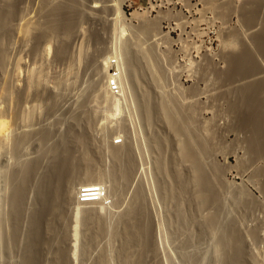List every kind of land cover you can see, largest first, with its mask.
I'll return each mask as SVG.
<instances>
[{
  "label": "bare ground",
  "instance_id": "1",
  "mask_svg": "<svg viewBox=\"0 0 264 264\" xmlns=\"http://www.w3.org/2000/svg\"><path fill=\"white\" fill-rule=\"evenodd\" d=\"M65 1L67 2V0H65ZM83 1H86V0H75V1L73 0V2L75 4L79 3V5L82 4ZM240 1H242L243 2L242 4H244L245 2L247 3L248 0H240ZM207 2L211 7L213 6L212 8H215V9L217 8V12L219 11L222 14H224V12H226V11L228 12V10L230 11V10L234 9L237 11V9H239V12L241 11L240 16H242V19H241L242 24H247V23L251 24L252 20L256 18L255 16L261 14V13H257L256 9L258 7L255 8L256 6L251 8V9H248L247 6H245V5H239V6L235 5L234 4L235 2H233L232 0L227 1V2H224V0L223 1L208 0ZM19 3H22V0H0V29L3 27L5 29H7L6 27H8V25L6 26V24L10 20H12L13 18L19 17V13H20L19 7H18ZM39 3H40V0H39ZM44 3H45V1H44ZM84 3H86V2H84ZM69 4H71V3H69ZM45 5H46V3H45ZM263 5H264V1H263ZM65 6L66 5H64V8H63V5L59 4V5L51 8V9H49V12L47 13L48 16H50V15L52 16L53 15L52 13H55L56 15L58 12L63 13L64 10H67L65 8ZM70 6L72 7L74 5H70ZM104 6H105V4H104ZM66 7H68V6H66ZM236 7H239V8L236 9ZM39 8H41V6ZM39 8H38V10H39ZM80 8H81V6H80ZM111 8H109V9H111ZM260 8L261 7H259L258 10H260ZM102 10H103V8H102ZM43 12H47V11H43ZM66 12H69V11L67 10ZM60 13H58V14H60ZM262 13H263V11H262ZM43 15H44V13H43ZM64 15H66V14H64ZM27 16H29V15H27ZM68 16H70V15H68ZM262 16H263V18L261 19V21L263 20V22H261L260 30L254 32L252 34L250 33L249 35H247L248 33L246 34L248 37V40L251 42L250 43L251 47L247 44V41L243 40V37H241L242 36V35H240L241 31L239 32L238 30H236L235 32H232L228 35V38H227L228 41H227V43L224 42L225 43L224 45L227 44L226 46H228L229 48H231V47L234 48L235 53L232 56H228V55L226 56L225 55L226 56L225 61L229 60L232 63V66L230 65L231 66L230 69L228 71L224 72V74H223V76L225 75V79L222 78V79L226 80L228 82V84L227 85L225 84L227 87H225V86L222 87V90L218 88L219 90H221L220 92H218L219 90L216 91V93L217 92L220 93V94H218V96L216 95L217 97H220V99H221V96L225 99L226 98L228 99V96L232 95V99L230 98L231 100H229L227 103V110L225 112V113H228L230 116V117L229 116L228 117L231 118L230 127L232 129L236 130V132L238 131L239 133H242L244 135V141L243 142L245 143L246 151H247L248 155L250 156V159L256 158V159H260V160L262 158H264V15H262ZM21 17H22V15H21ZM25 17L23 16V18H25ZM60 17H61V15H60ZM50 18L48 17V20L43 21L42 23L39 22L36 24L33 21H32L33 24H31L32 22L30 21L31 22L30 25L32 28L30 26L26 27L27 25L24 26L22 23L21 27L23 25V27H26L27 30L25 28L20 29L19 28L20 26H17L16 24L15 25L17 27L14 29L22 31V34H24L26 36V33L28 35H29V33H32L29 31L30 28H31V31L34 28L37 32L35 30H33L36 32V36L33 35V37H35L33 39H35L34 42L36 41L37 44L39 43V41H41L42 39H44L47 36H51V37L58 39L59 44H57V46H55L54 51H53V48H51L52 45L50 46V41L46 42L43 45L44 47L42 46L43 47L42 50H43V54H45V53L47 54L52 49V51L54 53L53 54L54 57L56 58V60L60 61V60L65 59V55L67 54L66 52L68 50L66 48H68V47H66V42H67V39L69 38V36L71 35L74 27L76 26V20L73 18L72 21L68 20V22H66L65 21V20H67L66 19L67 17H66L64 19L58 18L60 21L57 20L58 21L57 22V21H55L56 19L52 20ZM69 18L71 19V17H69ZM61 19L64 22H62ZM257 19H258V16H257ZM13 20H15V19H13ZM18 24H19V22H18ZM10 25H12V24H10ZM10 25H9V27H10ZM154 25L153 24L150 25V23L148 25H146V24L140 25V27L138 29H136L137 31H136L135 36L138 35V37H140V36L145 37L147 35L149 36L150 34L152 35L153 30H154ZM11 27H13V26H11ZM121 27L118 30L117 26H116L114 28L113 33H115L117 35L121 34L125 30L124 26L122 28ZM240 28H241V26H240ZM8 30H10V32H11V28H9ZM116 30H117V33H116ZM118 31H119V34H118ZM111 32H112V30H111ZM2 33H4V32H2ZM13 34H14V32H13ZM13 34H11V35H13ZM11 35H9V32L4 33L3 35L0 34V100H3V99L5 100V99H8L9 97L10 98L13 97L12 99H14L15 100L14 102H16L17 103L16 105H18L19 101L20 102L23 101V97L24 98L26 97V96L22 97V95H26V94H24L25 90L23 91V89H22L23 93L21 91V94H22L21 95L19 93L20 88L19 89L16 88V87H18L19 84L18 85L15 84L14 90H12V91L7 86V84H6V71H5L6 70L5 68H7V67H5L7 57H6V53H5L6 51L3 50V47H2V46H5L4 45L5 43L3 44V41L5 39L7 41V38L10 37ZM135 36H134V38H135ZM4 37H6V38L4 39ZM11 37H13V36H11ZM20 38H21V36H20ZM93 38H94L95 43L98 44V40H99L98 35H94ZM33 39L31 38V40H33ZM118 39H120V36ZM244 39H246V36ZM25 40H27V38ZM31 40H29V41H31ZM99 42H100V40H99ZM114 42H117V41H114ZM123 42L124 43H122V45H120L119 54L118 55L116 54V56H115L116 59H119V60H116L115 58H111L110 62L108 61L110 64L111 70H110V74H107V76L104 77L103 75H105V74H103V72H102L106 63L104 65L98 63L96 61L95 57H93L91 59L89 58V60L85 62L84 68L88 67L87 70H89L90 73L88 74L89 76L87 75L88 78L86 77L87 80L85 78H84V80H82L85 84V88L82 87L83 88L82 90L79 88L78 95L76 93L77 96H75V97H77V98L76 99L74 98L75 100L73 101L74 102L73 103L74 108H73V106L69 105V107L71 106L70 108H67V110L65 109L66 111H64V112H60L59 106L61 104H59V102H61L64 97L62 98V95H61V97L59 96L58 97L59 99L56 100L54 98L55 96L48 95L47 97H45V99L43 98L44 101L42 100L43 103L44 102H50V104L47 103V105H49L48 107H46L47 105L45 106L46 107L45 108L46 114L44 116V118H45L44 120H47V119L51 120V117H52V121L48 120L46 122H42V124H39V125L37 123L38 126L35 127L36 126L35 124H34V126H29V125H31V124H28L29 120H30L29 115L26 114V116H24V115L18 116L16 114L17 117H16V115H14L15 118H17V120L15 121L16 124H17V121L19 120V117L21 116L22 120H20V122H21L20 124H22V122H23L24 124L26 123L25 124L26 126L27 125L28 126L26 128H23L21 130V132H19V133L17 131V134L16 133H15L16 135L14 134L15 138L12 137L13 138L12 148L13 149H12L10 156H11V158L14 159V162H15L14 167L12 169L8 170V172L3 170V171H5L3 173L1 172V169H0V172L2 173V176H0V178L2 180H4L6 177L5 182L7 181V183H8V186L6 188H8L7 190H9V194H8L9 196L7 195L8 201H6V202H8L7 204L9 205L7 216L5 217L2 214L3 212L0 211V264H62V263H64V261H68L69 256H70V252L72 250L70 251L71 247L69 248L68 246H70V245L67 246L66 243L69 240L71 232L73 231L72 227H74V225L72 223V220H73L72 217L75 214H77L78 217L80 218L77 220L78 221L80 220V225L81 224H82V226L84 225L83 226L84 228H86L85 226H88V224H90V223H88V222H91L89 220H92V221L94 220V225L96 224V226H97V231H95V230L94 231L96 232V234L98 232L97 236H99V232H100V231H98L99 227H101V225H103V224H101V223H103L102 222L103 218H101L100 214L102 212H104L107 207H110L111 205H113L117 201V199H119V196H120L123 188L125 187V184H127L126 183L128 181L127 175H129L130 174L129 172L130 171L132 172V170L134 169V163L135 162L133 161L132 152H131L132 149L130 147V143L128 145V143H126L124 140L122 142H125V143H123L121 145H118L119 143L117 145H114L115 140L113 142L110 141V143H108L107 140H105V142L107 144L104 142L105 145L103 146V148L106 149V150L105 149L104 150L108 154L107 153H104V154H107L108 158L110 157L109 160H110L111 165L109 164V166H111V167L110 168L108 167L109 169H107V171L106 170L104 172L100 171V172H102L100 174L98 173V174L94 175V174L90 173L89 171H91V170L88 171L87 166L89 167L93 164L92 163L93 159L91 158L92 161L89 159L86 160V158L82 160L83 156L82 157L81 156L76 157L74 154L76 147L79 146L80 148L83 147L86 149L87 148L86 144L88 145V143L90 144V142L88 141V138H87L88 135H86L84 130L80 131L79 129H76L78 127H75L76 126L75 124L76 123L78 124L79 120L75 116L73 111L75 112L76 109L83 107V104L88 97L87 94L89 92L93 91L92 93L93 94L95 93L94 95L96 97L101 96V97H98V99L101 98V100H103V102L109 104L108 106H110V107H109L108 112L110 114V117H114V116L118 115L120 113V110H121V102H120L121 99H120V97H118V95H120L119 94L120 92H121V94L125 93L124 90L126 91L127 88L124 89L126 87V85H124V84H126V83L130 84L129 86L127 85V87L131 86L132 90L130 91V94L133 93V95H131V97L134 96L135 100L133 98L132 99H133V101L136 102L135 104H137V106H134V107L138 109L137 112L140 114L139 117L142 118V119L139 118V120L140 119H141V121L143 120V122H144L143 124L148 126L149 124L152 125L151 123H153V119L155 120L154 117H156V118L159 117L164 123V124H162V123L161 124L164 125V127H166V130H167L166 133L167 134L164 133V135H162V136L154 134L155 136L151 137L150 145L149 144L148 145H149V148L151 149L150 152L153 151L156 154V155H154L155 159L153 161V163H154L153 169L155 170L156 175H157L156 177H157L158 186H159L158 189H160V192H162L164 198H167L169 200H171V199L174 200V207H175L174 216L176 214L175 217H177L176 220L180 221L179 222V223H181L180 226L185 225L187 222V219L185 218L186 214L184 216V214L181 210V208H182L181 203L182 202L179 198L182 197L180 195H182L183 192L188 191L187 189H189L190 191H192L191 192L192 199H190V201H192V203L194 202L196 207L203 208V209L209 208V207L213 208V212L211 214L205 216V219L202 222L201 228L204 229V231H207L210 234L209 236H211V241L213 242V244L212 243H210V244L213 245V248H212L213 254L215 256V259L218 260L217 263L218 264H253L254 260L249 255L250 252L249 253L247 252L248 248L246 249V247H248V246L245 245V239L243 238L244 236L238 230L232 216L226 210L227 208L225 207V204L223 203V201L220 197V195H221L220 189H222V187H223V185L221 183V172H222V170H220L219 169L220 167L218 168V166L212 162V153L215 151V146H213V144H211V142H212L211 141L212 140L211 132L212 131L210 132L207 129V127L205 128L206 125L201 126V125H197L195 123V121H194L195 118L193 116L194 115L193 114L194 109L192 108V106H187V107L185 105L183 106L177 100V97L176 98L174 97V95L173 96L169 95L167 98V96L164 94L163 89L161 88V85H162V81L165 80V78H166V73H165V71H163V68L161 69V66L157 62L155 55H153L155 53H153V51H150V49L149 50L147 49V51L145 49L144 50L145 52H141V53H140L141 50H139L140 54L143 53V55L141 57L139 55V57H140L139 58V57H137L138 55H136L138 53L134 52L135 50H137L139 48L137 47V49H135L134 51H133L134 47L131 48L132 47L131 43H133V45H135L134 42L133 41L131 43H127L128 41L127 42L123 41ZM136 44H137V42H136ZM224 47H222V48H224ZM33 48H35V47H33ZM229 48H228V50H229ZM234 49H233V51H234ZM96 50H98V49H96ZM151 50H153V49L151 48ZM30 51H32V49ZM36 51H38V50H36ZM80 51H79V53H80ZM40 53H42V52H40ZM98 53L96 55L97 56L96 58L100 59L101 57H100V54H98ZM83 55H85V54H83ZM79 58H80V56H78L77 60H79ZM16 61H15L16 64H15V67L13 70V75H12V77L14 76V78H11V80L15 79V78L18 79V75L20 73L19 66H21V65L18 66V63L20 62V60L18 62H16ZM116 61H118L119 64ZM13 63H14V61H13ZM103 63H104V61H103ZM142 63L145 65V68H144L145 70L144 69L143 70L145 71V75L147 73V75L149 77L148 79L151 81V83H149V81H148V83L152 84L151 85L152 88H149V87L145 88V86H144L145 89L143 87H141L140 88L141 90L139 91L138 90L139 86H141L143 83L140 84V77H139L140 75L137 72L140 70L141 67L139 68V66H142ZM109 64H108V66H109ZM138 68H139V70H137ZM37 69L32 68V71H36V73L35 72L33 73L30 70L31 73H30V76L28 75V84H27V81H25L26 84H24V85L26 88L28 85L29 90H31V89L37 90V87L40 88V82L39 81H41V79H42V81H44L43 76H41V74L43 75L44 72H42L41 69H38L39 71L37 72ZM84 70H82V72ZM142 73H143V71H142ZM84 74L86 75V73H84ZM85 75H84V77H85ZM141 75H144V74H141ZM17 79L15 80L16 82L14 80L13 81L15 83L19 82V81H17ZM76 79H78V78H76ZM79 79H82V78L80 77ZM106 79L107 80H114L115 84L118 86V94L117 95H115V94H113V92H111L110 88L108 87L109 81H108V83H106L107 82V81L105 82ZM26 80H27V77H26ZM226 81H225V83H226ZM81 86H83V83ZM228 86H229V88H228ZM30 87H31V89H30ZM33 87H35V88H33ZM106 87H107V89H106ZM49 88H51V87H49ZM220 88H221V86H220ZM223 88L224 89L227 88V89L223 91ZM15 90H16V92H15ZM29 90H27L26 92H28ZM211 94H213V93H211ZM58 95H59V93H58ZM64 96H65V94H64ZM67 97H69V96H67ZM90 98H91V96H90ZM68 99L70 100V98H67V101H68ZM67 101H66V103H67ZM14 102L12 103L13 105H15ZM63 102H62V104H63ZM70 103H72V102H70ZM20 105H21V103H20ZM16 107L18 108V106H16ZM39 107H41V106H39ZM64 107L65 106H63L62 108H64ZM83 109H84V107H83ZM58 111L60 114H56V112L58 113ZM1 112H0V114H1ZM137 116H138V114H137ZM15 118H14V120H15ZM15 122H13V124H15ZM86 123L84 125L87 126ZM139 123L141 124L142 122H139ZM143 124H141V125H143ZM17 125H19V124H17ZM202 125H204V124H202ZM4 127H6V126H4ZM9 127H11V126H9ZM21 127H23V126H21ZM149 127H151V126H149ZM6 129H8V128H6ZM125 133H126V131H125ZM123 137L125 138V136H123ZM124 138H122V139H124ZM104 139H106V138H104ZM172 139L174 142L172 141ZM31 142H32V144L34 142L35 147H33L34 148L33 153L28 155L26 153V149L30 146L29 144H31ZM170 142L174 143V145L176 146V149L175 150L171 149V150H174L173 154L169 156L170 161L168 160L169 166H171V168H170L171 171L167 172V168L169 166H168V163H167V165L165 164V159H164V157H161V155H162L161 152H162V148L164 146L166 147V145L169 146ZM106 145H107V147H105ZM175 146L173 148H175ZM81 150H82V148H81ZM90 150L92 151V149H90ZM82 151H84V149ZM85 152H86V150H85ZM85 152H84V154H87ZM171 153H172V151H171ZM151 159H153V158H151ZM257 161L258 160H256V163H257ZM83 162H85V168H87V169H85L84 167L81 166ZM88 162L91 165L90 164L88 165ZM105 164H107V163H105ZM165 165L168 167L166 168ZM81 168H84L85 170L82 169L83 170L82 171ZM94 172H96V171H94ZM256 172L259 173V171H256ZM258 173H255V174L258 175ZM259 175H260V177L261 176L263 177V182L261 184V186H262L261 188L263 189L262 191L264 192V169L261 170V173ZM130 176H128V177H130ZM256 177L257 176H255V178ZM82 188H85L86 191H91L87 195H91L93 197L87 198V201L84 203H79V202H77V197L79 196ZM191 194H189V195H191ZM121 195H123V194H121ZM183 195H185V194H183ZM132 196H133L131 198L132 201L130 200L131 204L128 208V211L126 210L127 212H125V214H124V216H125L124 220L122 219V216H121L122 220L120 219L121 222L118 220V223L120 222V224L117 225L120 227V228L118 227L119 230L117 229L118 232L120 233V235H118V236H120L122 238V239L120 238L122 241V246L120 248V251L118 252V253H120V261H121V262H118L119 264H145V261L143 263V259L145 258V257L143 258V254L149 248V246H151V242L154 240V238L152 240V235H153L152 234V231H153L152 227L153 226H151L152 221H151V217H150V214L148 212L147 205H146L144 193L141 190V188L139 187L135 190V192ZM229 197L231 198V200H233V202L237 206L241 205V201L239 200V197H240L239 193H237V192L236 193H230ZM1 200H2V198L0 196V202H1ZM246 204H247V202H246ZM250 205L251 204H249L248 206H250ZM0 206H3L2 203H0ZM241 206L243 207V205H241ZM103 215H105V214H103ZM169 215H170V213H169ZM87 220H88V222H87ZM75 221H74V223H75ZM5 222L6 223L8 222L7 225H10L9 226V229H10L9 236H7L5 234V231H4V227H5L4 223ZM92 224H93V222H92ZM103 226H105V225H103ZM75 227H76V225H75ZM89 227H91V225ZM87 229H88V227H87ZM94 229H95V227H94ZM90 230L91 229L88 230L89 232L86 231V234L88 233L89 235L88 234L85 235L89 238V239H87V240H89L88 243L93 242V240H95L94 242H96L97 237L94 234V231H92V230L90 231ZM109 230H110V228H109ZM103 231H105V230H103ZM257 233H256V231L253 230V231H250L248 234V236L251 237V239H254V240L250 239L254 243H255V240L257 241V239H258V238H256ZM204 234H205V232H204ZM114 235H117L116 232ZM102 236L103 235H101V237ZM257 237H259V236H257ZM72 239H73V237H72ZM84 240H86V239H84ZM8 241H10L9 243H11V246L13 245L14 249L16 248V250H15L16 256H17L16 261H13L9 258V251L7 248ZM86 241H85V243H86ZM203 241H204V239H203ZM185 243H186V241H185ZM189 243H190V241H189ZM192 244H194V243H192ZM192 244L190 246H192ZM196 244H197V242H196ZM196 244H194V245H196ZM200 244H202V243H200ZM83 245H85V244H83ZM203 245H204V243H203ZM250 245L251 244H249V246ZM85 248H88V247L85 246ZM188 248H189V245L184 246V248L182 249L184 252L182 254H183V257H185L187 264H204V261H206V255H204V253L202 251H204L205 254L207 251V258L210 257V256H208L209 255L208 249H210V248H208L205 251L206 248L204 246V250L201 251V249L199 250L198 249L199 247H198L197 251L196 250L195 251L198 253H199V251L202 252L200 255L195 253V252H194L195 254L191 253L190 252L191 250L188 251ZM84 250H86V249H84ZM261 251H262L261 253H260V251H258L260 253V257H261V263L260 264H264V248L261 249ZM13 252H14V250H13ZM151 252H153V249ZM51 254L53 255V258L51 256V259H50ZM147 254H149V253H147ZM88 255H85V256H88ZM95 257H97V256H95ZM104 258L105 257L102 258V255H99L98 258L91 259L90 262H93V261L94 262L90 263V264H109L107 261H105L106 259L104 260ZM86 259H87V257H86ZM149 259H150V257H149ZM146 260H147V258H146ZM252 260H253V262H252ZM88 262H89V260H88ZM205 263H207V262H205ZM184 264H186V263H184Z\"/></svg>",
  "mask_w": 264,
  "mask_h": 264
},
{
  "label": "rangeland",
  "instance_id": "2",
  "mask_svg": "<svg viewBox=\"0 0 264 264\" xmlns=\"http://www.w3.org/2000/svg\"><path fill=\"white\" fill-rule=\"evenodd\" d=\"M62 1L63 0H40V3H39V0H26V1L22 0V3H19V6H18L19 12L21 13V14L19 13L20 18L19 17L13 18L15 20L12 19L6 24V26L8 25V27H6L7 29H5L4 27L0 29L1 35H3L6 32H9V35H11L14 32V34L11 35L13 37L11 36L8 37L7 41L5 39L6 37H4L5 40L3 41V44L5 43L4 44L5 46H2L3 50L6 51L4 52L6 53V57H7L6 64H5V67H7L5 68L6 69L5 70L6 71V84L9 87V89H11V91L14 90L15 84L17 85L19 84L18 87H16L18 89L20 88L19 93L21 94V91L23 89V91L25 90L24 94H26V95L21 94L22 97L23 96H26V97L25 98L23 97V101L21 102L19 101L18 105H16L17 103L14 102L15 101L14 99H12L13 97L11 98L9 97L8 99H5V100L4 99L0 100L1 102L0 112L2 111L0 114V123H1L0 124V143H1L0 144V169H1V172L2 173L5 171L8 172V170L14 167L15 165L14 159L11 158L10 156L12 149H13L12 140L13 138H15L17 131L19 133L21 132L23 128H26L28 126V125L26 126L25 125L26 123L24 124L23 122L22 124H20L21 123L20 120H22L21 116L19 117V120H18L19 122L17 121V124L19 125H17L15 122L17 118H15L14 115L16 114L18 116L19 115L26 116V114L29 115L30 120L28 124H31L29 126H34L35 124L36 125L35 127H37L39 124H42V122H46L48 120L52 121V117H51V120L50 119L44 120L45 119L44 116L46 114L45 108L49 106L47 105V103L50 104V102L43 103L44 101L43 98L45 99V97H47L48 95L55 96L54 98L56 100H58L59 99L58 97L59 96L61 97V95H62V98L63 97L65 98V99L63 98V100L61 99L62 101L59 102V104H61L59 106L60 112L66 111L67 108H70L71 106H73L74 108L73 101L77 98L75 96L78 95L79 88L81 90L83 89L82 87L85 88V84L82 80H84V78L87 80L89 76L88 74L90 73L89 70H87L88 67L84 68L85 62L88 61L89 58L91 59L95 57L98 63L103 64V65L106 63L105 67L103 66L104 69L102 71L103 74H105L103 75L105 77L107 76V74H110V70H111V67L109 64L110 59L111 58L116 59L115 56L116 54L117 55L119 54L120 45L124 43L123 41L125 42L128 41L127 43H131L133 41L135 44L133 45V43H131L132 44L131 48L134 47L133 51L137 49V47L139 48L137 49L138 51L137 50L134 51L138 53L136 54L138 55L137 57H139V55L141 57L143 53L142 54L140 53L145 52L144 51L145 49L146 51L147 49L148 50L150 49V51H153V53H155L153 55H155L157 62L161 66V69L163 68V71H165L166 73V78L165 80L162 81L161 88L163 89V92L167 96V98L169 95H172V96L174 95V97L175 98L177 97V100L183 106L184 105L186 107L192 106V108L194 109L193 116L195 118L194 119L195 123L201 126L206 125L205 128L207 127V129L210 132L212 131L211 141L213 143L211 142V144L215 146V151L212 153V162L216 164L218 168L220 167L219 168L220 170H222L221 183L223 187L222 189H220V193H221L220 197L223 203L225 204V207L227 208L226 210L232 216L238 230L244 236L243 238L245 239V245L248 246L246 247V249L248 248L247 252L248 253L250 252L249 255L254 260V262L252 260L253 264H258V263L260 264L261 263L260 253L263 251V250L261 251V249L264 248V192L262 191L263 189L261 188L263 177L262 176L260 177L259 174L261 173V170L264 169V158H262L261 160L256 159V158L250 159V156L248 155L246 151L245 143L243 142L244 135L242 133H239L238 131L236 132V130L230 127L231 118H229L230 117L229 114L225 112L227 110V103L229 100L232 99V95L231 96L229 95L230 97L228 96V99L227 98L225 99L222 96L220 99V97H217V96L218 94H220L218 92L222 90V87L224 86L227 87L226 85L228 84V82L224 80L225 75L223 76V74L224 72L230 69V67L232 66V63L229 60L225 61L226 56L227 55L232 56L235 53L234 48L232 47L229 48L228 46H226L227 44L224 45L228 41L227 39L228 35L232 32H235L236 30H238L239 32L241 31L240 32L241 33L240 35H242L241 37H243V40H246L247 44L251 47V44H250L251 42L248 40L247 35L260 30L261 22H263V20L261 21V19L263 18L262 15H264L263 14L264 13V10H263L264 0H259V1L258 0L256 1L248 0L247 1L248 4L246 2L242 4L243 2L240 0H232L233 2H235L234 3L235 5H238V6L245 5L247 6L248 9H251L255 6H256L255 8L258 7L256 11L257 13H261L262 15L261 14L256 15L255 16L256 18L252 20L251 24L249 23L242 24V21H241L242 16H240L241 11L239 12V9H237L239 7H236L237 11L232 9L222 14L219 11H218L219 13L217 12V8L216 9L212 8L213 6L211 7L208 4L207 2L208 0H86V1H83L82 3L83 5L82 4L79 5V3L75 4L73 0L72 1L67 0V2L65 0L63 2ZM220 1H223V0H220ZM227 1H231V0H226V1L224 0V2H227ZM59 4H62L63 8H64V5L68 6V7L65 6V8L69 12H66L67 10H64L63 13L58 12L60 14L57 13V15L55 13H52L53 14L52 16L51 15L48 16L47 13L49 12V9ZM70 5H74L72 6L73 8ZM40 6L42 9L39 8ZM37 7L39 8V10ZM259 7H261L260 10H258ZM43 11H47V12H43ZM67 14L70 16H68ZM27 15L29 16L31 15V16L29 17ZM23 16L24 17L26 16V17L23 18ZM47 16L49 18L51 17L50 19L52 20L56 19L55 21L59 20L60 18L64 19L66 17H67L66 18L67 20H65L66 22H68V20L72 21L73 18L76 20V26L74 27L71 35L69 36L66 42V47H68L66 49L69 52L67 51L66 52L67 54L65 55V59L60 60V61L56 60V58L53 55L55 46L59 44L58 39L51 37V36H47L44 39H42L43 41L42 40L39 41L41 45L39 43L37 44L36 41L34 42L35 39H33L35 38L33 37V35L36 36L37 31L34 28L33 30H35L36 32L33 30L31 31L32 27L30 23L32 21L35 22V24L39 22L42 23L43 21L48 20ZM257 16H258V19H257ZM69 17H71V19ZM33 22L31 24H33ZM62 22L64 21L62 20ZM22 23L24 26L27 25L26 27L30 26L31 28L29 27L30 30L29 29L28 30L32 33H29L27 31L29 35L26 33V36H25L24 34H22V31L14 29L17 26H20L19 27L20 29L21 28L26 29V27H23V25L21 27ZM149 23L150 25L155 24L152 35L150 34L149 36L147 35L145 37L144 36L138 37V35L135 36L136 31H137L136 29H138L140 25L142 24L148 25ZM239 25L241 26V28ZM112 26L113 27L117 26L118 30L120 29L121 26L122 27L124 26L125 30L121 34H119V31H118L119 35H117L113 33L115 27L113 28ZM9 28H11V32L13 31L12 33L10 32V30H8ZM116 33H117V30H116ZM93 34L98 35V39L100 40V42L98 40V44L95 43ZM119 36H120V39H118ZM245 36H246V39H244ZM26 38L27 40H25ZM31 38L33 40H31ZM48 41H50V46L52 45L51 48H53V51L50 48L51 50L47 54L45 52H44L45 54H43V50H42V48L44 47L43 45ZM114 41H117V42H114ZM36 45L37 46L39 45V46L37 47ZM151 48L153 50H151ZM31 49L33 52L30 51ZM139 50H141L140 53H139ZM79 51L81 54L79 53ZM97 53L100 54V57H101L100 59L96 58ZM78 56H80L79 60H77ZM19 60L20 62L18 63V66L19 65L21 66H19L20 73L18 75V79L15 78L11 80V78H14V76L12 77V75H13V70L16 64L15 61L18 62ZM116 60H119V59H116ZM116 62L119 64L118 61ZM143 65L144 64L142 63V66H139V68L141 67L140 70L139 68L137 69L139 70L137 73L140 75L139 76L140 84L143 83L141 86H139V89H138L139 91L141 90L140 88L141 87L144 88V86L145 88L147 87L152 88L151 87L152 84H149L151 83V81L148 79L149 77L147 73L145 75V71H144L145 65L144 66ZM32 68L41 69L42 72H44L45 74V75L44 74L42 75L40 73L41 71L39 72L41 76H43L44 81H42V79L41 81H39L40 88L37 87V90L36 89L32 90L31 87H30L31 90H29L28 85H27V88L24 85L26 84L25 81H27V84H28V75L30 76ZM38 69H37V72L39 71ZM82 70H84L85 72L84 71L82 72ZM32 72L36 73V71H32ZM84 73H86V75ZM141 74H144V75H141ZM26 77H27V80H26ZM80 77L82 79H79ZM16 79L19 82L15 83ZM108 81L110 82V80H107V79L105 80L106 83H108ZM82 83H83V86H81ZM124 85H126L124 89L127 88L126 91L124 90L125 93L121 94L120 92L119 93L120 95H118V97H120L121 99L120 101L121 110L118 115L114 117H110V114L108 112L109 107H110L108 106L109 104L103 102L101 98L98 99V97H101V96L96 97L94 95L95 93L94 94L92 93L93 91L87 94L88 97L86 96L87 99L85 100L83 104L84 109L83 107L78 108L76 109L77 112L75 111L76 113L73 111V113L79 120L78 124L77 123L75 124L76 125L75 127H78L76 129H79L80 131L84 130L86 135L89 136V137L87 136V138H88V141L90 142V144L89 143L88 145L86 144L87 146L86 149L81 147L82 150L84 149V151H82L79 146L76 147L74 154L76 157L83 156L82 160L85 158L86 160L87 159L91 160V158L93 159V161L91 160L93 164L91 165L89 161L88 165L90 164L91 166L89 167L87 166L88 171L91 170L89 171L90 173L94 175L98 173L100 174L104 172L105 170L107 171V169L111 167L109 166L110 157L109 158L107 157L108 153L105 151L106 149L103 148V146L106 143L105 140H107V142L110 143V141L113 142L114 140L119 139L120 142L118 145H121L125 142L128 143V145L130 143V147L132 149L131 150L132 157L135 163H134V169L132 170L133 173L130 171L129 172L130 174L128 173L129 175H127V180H128L126 182L127 184H125V187L123 188L121 192V194L123 195L120 194L119 199H117V201L113 205H111L110 207H107L105 210L106 212L105 211L102 212L105 215H103L102 213L100 214L101 218H103L102 219L103 223L101 224L105 226L101 225V227H99V230H98L100 231L99 236H97L98 232L97 234L95 232L97 231V226L96 224L94 225V220L93 221L89 220L91 222H88L87 220V222L90 224H88V226H85L86 228H84L83 227L84 225L83 226L82 224L80 225V220L79 221L77 220V219H80L77 214H75L72 217L73 220L74 221L76 220V221L74 223V221L72 220V223L74 225V227H72L73 231L71 232L72 236L70 235L69 240L66 243L67 246L70 245L68 247L69 248L71 247L70 251L71 250L72 251L70 252L69 260L64 261V263L62 264H65V263L66 264H90L94 262L93 260H92L93 262H90V260L94 258H98L99 255H102V258L105 257L104 260L106 259L105 261H107L109 264H119L118 262H121V261H120V253L118 252L120 251V248L122 246V241H121L122 238L118 236L120 235V233L118 232L119 226L117 225H119L121 222L120 221L121 216H122V219L124 220V217H125L124 214L125 212L128 211V208L131 204V201H132L131 198L133 197L132 195L134 194L135 190L139 187L141 188L145 196L146 205H147L148 212L150 214L151 221H152L151 226H153L152 227V230H153L152 240L153 238L155 240L151 242L152 247L149 246L150 249L148 248L144 252L143 258L145 257L144 258L145 260L143 259V263L145 261V264H184V263L187 264L185 257H183L182 253L184 252L182 249L184 248V246L189 245L188 251L191 250L190 251L191 253L195 252L200 255L203 252L204 255H206V261H204V264H218L217 263L218 260L215 259V256L213 254V249H212L213 245L210 244V243L213 244V242L211 241V236H209L210 234L207 231H204V229L201 228L202 222L204 221L205 216L211 214L213 212V208L209 207V208L203 209V208L196 207L195 203L194 202L192 203V201H190V199H192V194H191L192 191L187 189L188 191L183 192L182 195H180L182 197L179 198L182 202L181 210L184 216L185 214L187 216V217L185 216V218L187 219L186 224L183 226H180L181 223H179L180 222L179 220H176L177 219V217H175L176 214L174 216V213H175L174 212L175 211L174 200L173 199L169 200L167 198H164L162 192H160V189H158L159 186H158V180L156 177L157 175H156L155 170L153 169L154 168L153 161L155 159L154 155L156 154L153 151L150 152L151 149L149 148L151 137L155 135L162 136L164 135V133L167 134L166 127L162 125L164 123L159 117L157 118L154 117L155 120L153 119V123H151L152 125L150 124L148 126L144 125L143 120L141 121L142 118L139 117L140 114L137 112L138 109L134 107V106H137V104H135L136 102L133 101L134 96L131 97V95H133L132 93L133 91L131 92L132 94H130V91L132 90L131 86L127 87V85L128 86L130 85L129 83L128 84L126 83ZM25 88L29 91L26 92L27 90ZM218 88L221 90H219ZM226 89L223 88V91ZM216 91L218 92L216 93ZM214 95L215 96L217 95V96L215 97ZM67 98H70V100L68 99L67 101ZM13 102L15 103V105L12 104ZM69 105L71 106L69 107ZM16 106H18V108ZM63 106H65L66 108L65 107L62 108ZM59 111L58 113L56 112V114H60ZM139 118L141 119L139 120ZM13 122H15L16 125L13 124ZM139 122H142L141 124L143 125H141ZM85 123L87 124V126L84 125ZM123 136H125V138ZM124 140L125 142H122ZM171 143L172 142H170L169 146L168 145H166V147L164 146L161 152L163 155V156L161 155V157H164L165 164L167 165L168 163V166H169V161H170L169 156L172 155L173 151L176 149V146L174 145V143L172 144ZM29 145L30 146L26 149V153L28 155L33 153L34 151L33 147H35L34 142L33 144L31 142V144ZM114 145H117V144H114ZM174 146L175 148H173ZM105 147H107V145ZM90 149H92V151ZM171 149H174V150H171ZM84 152L87 154H84ZM104 153H107V154H104ZM256 160H258L257 161L258 164L256 163ZM81 166L85 168V162H83ZM168 166H166V168ZM84 168H81V170ZM170 168L171 166L167 168V172L171 171ZM256 171H259V173ZM1 172H0V176H2ZM255 173H258L259 176ZM128 176H130L131 178ZM255 176H257L258 178L257 177L255 178ZM5 179L2 180L0 178V189H1L0 196L2 198L0 203H2L3 205V206H0L1 207L0 211L3 212L2 214L6 217L8 214V206H9L7 204L8 202H6L8 201L9 190H7L8 188H6L8 186V183L7 181L5 182ZM236 192L239 193L240 195L239 200L241 201V205H243V207L241 205L237 206L233 202V200H231V198L229 197L230 193H236ZM248 203L251 205L248 206L249 205ZM118 220L120 221L119 223H118ZM7 224L8 222L4 223V226H5L4 231H5V234L9 236L10 234L9 226L10 225H7ZM90 225L91 227H89ZM89 229H91L92 231L95 230L94 234L98 238V239L96 238V242H94L95 240H93V242L88 243L89 240L87 239L89 238L85 235L88 234V233L86 234V231H88ZM253 230L256 231V233L258 232L257 236H259V237L256 236V238H258L259 240L258 239L257 241L255 240V243L251 241L254 239H251V237L248 236L249 232ZM115 232L117 235H114ZM101 235L103 236L101 237ZM84 239H86L87 241ZM185 241L186 243L187 242L188 243L186 244ZM9 242L10 241H8V244H7V248L9 251V258L13 261H16L17 260V256L15 252L16 248L14 249L13 245L11 246V243ZM192 243L196 244L197 246ZM191 244L192 246L193 245L194 246L193 247L190 246ZM249 244L251 245L249 246ZM85 246L88 248H85ZM204 246L206 248L205 251L208 248H210L208 249L209 251L208 256L210 257L208 258H207V251H206V254L204 251H202L204 250ZM197 248L199 250L201 249L202 252L200 251L199 253L196 252ZM84 249H86L88 252ZM152 249L154 253L151 252ZM258 251H260V253ZM85 255H88V256H85ZM51 256L53 258V255L51 254L50 259H51Z\"/></svg>",
  "mask_w": 264,
  "mask_h": 264
},
{
  "label": "built area",
  "instance_id": "3",
  "mask_svg": "<svg viewBox=\"0 0 264 264\" xmlns=\"http://www.w3.org/2000/svg\"><path fill=\"white\" fill-rule=\"evenodd\" d=\"M108 87L110 88L111 92H113V94L115 95L118 94V86L115 84L114 80H110ZM119 141H120L119 139L115 140L114 143L118 144ZM89 192L91 191H86L85 188H82L79 196L77 197V202L84 203L87 201V198L93 197L91 195H87Z\"/></svg>",
  "mask_w": 264,
  "mask_h": 264
}]
</instances>
